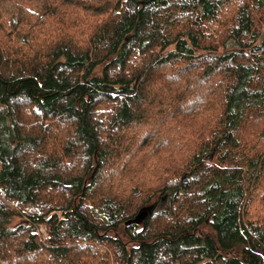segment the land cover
I'll return each mask as SVG.
<instances>
[{"label": "trees", "instance_id": "16d2710c", "mask_svg": "<svg viewBox=\"0 0 264 264\" xmlns=\"http://www.w3.org/2000/svg\"><path fill=\"white\" fill-rule=\"evenodd\" d=\"M19 1L0 0V264H264V0Z\"/></svg>", "mask_w": 264, "mask_h": 264}, {"label": "rangeland", "instance_id": "374dc122", "mask_svg": "<svg viewBox=\"0 0 264 264\" xmlns=\"http://www.w3.org/2000/svg\"><path fill=\"white\" fill-rule=\"evenodd\" d=\"M62 1L63 0H20L18 3L20 6L22 5V6L28 7L35 14L36 17H43L45 15L53 13L54 11L58 14L59 13V6L62 3ZM52 20H55V18L51 19L49 21H52ZM65 22L69 23V20L66 19ZM36 24H37V22H35V25ZM64 27H65L64 22H62L61 27H60V32L62 34H65ZM41 28H40L37 36H38L39 40L42 41L41 42L42 47H44L41 49L40 52L43 54L44 57H46V55H47L46 47L49 45V40L46 37L45 38L43 37L45 35V32L43 30H41ZM45 31H48V33H50V34H56V30H55L53 25H51V27H49V28H46ZM1 37H3V39L5 41V48L9 49L10 52H11V47H13V45L16 43L18 44L19 39L17 37V33L10 29L6 20H5V26L3 28V33L0 32V38ZM152 127H154V126L149 127V129ZM139 137L140 136L135 134V133H133L130 136V138H132L133 141H135V142L141 141L142 138H145V137H141V138H139ZM118 190L127 191L125 186H122V185L118 186ZM153 193H154V191L151 190L148 194L150 195ZM261 194H262L261 197H263V200H264V183L262 184ZM157 198H158V201L160 202L161 201L160 200V193L154 194L152 196V199H157ZM165 205H166V200L164 202L162 200L160 202V206L158 209H162ZM256 206L258 209H260L261 203L259 202ZM20 223H22V219H16L14 224H20ZM39 233L43 236H46V234H47L46 229L44 227H39ZM44 233H46V234H44Z\"/></svg>", "mask_w": 264, "mask_h": 264}, {"label": "water", "instance_id": "95a60500", "mask_svg": "<svg viewBox=\"0 0 264 264\" xmlns=\"http://www.w3.org/2000/svg\"><path fill=\"white\" fill-rule=\"evenodd\" d=\"M166 199L167 196L163 198V201H165ZM154 211H155V205L145 207L139 211V213L136 215L134 219L128 221L126 225L127 226H130L132 224L142 225L153 215Z\"/></svg>", "mask_w": 264, "mask_h": 264}, {"label": "built area", "instance_id": "2783aa9c", "mask_svg": "<svg viewBox=\"0 0 264 264\" xmlns=\"http://www.w3.org/2000/svg\"><path fill=\"white\" fill-rule=\"evenodd\" d=\"M44 234H46V233H44Z\"/></svg>", "mask_w": 264, "mask_h": 264}]
</instances>
